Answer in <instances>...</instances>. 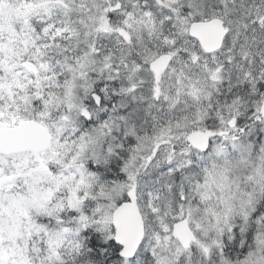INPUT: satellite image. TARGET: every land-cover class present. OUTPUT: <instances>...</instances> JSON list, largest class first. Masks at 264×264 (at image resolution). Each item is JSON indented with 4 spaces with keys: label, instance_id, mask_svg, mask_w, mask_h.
Segmentation results:
<instances>
[{
    "label": "snow or ice",
    "instance_id": "obj_1",
    "mask_svg": "<svg viewBox=\"0 0 264 264\" xmlns=\"http://www.w3.org/2000/svg\"><path fill=\"white\" fill-rule=\"evenodd\" d=\"M0 264H264V0H0Z\"/></svg>",
    "mask_w": 264,
    "mask_h": 264
}]
</instances>
